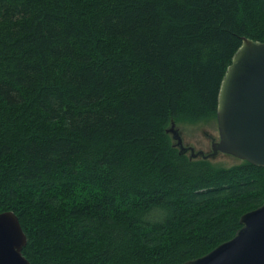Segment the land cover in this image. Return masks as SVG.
Wrapping results in <instances>:
<instances>
[{
  "label": "trees",
  "instance_id": "trees-1",
  "mask_svg": "<svg viewBox=\"0 0 264 264\" xmlns=\"http://www.w3.org/2000/svg\"><path fill=\"white\" fill-rule=\"evenodd\" d=\"M264 0H0V213L30 264H183L264 203V167L180 155Z\"/></svg>",
  "mask_w": 264,
  "mask_h": 264
},
{
  "label": "water",
  "instance_id": "water-1",
  "mask_svg": "<svg viewBox=\"0 0 264 264\" xmlns=\"http://www.w3.org/2000/svg\"><path fill=\"white\" fill-rule=\"evenodd\" d=\"M222 78L216 121L218 141L205 155L184 147L178 131L167 129L180 155L208 160L218 153L231 155L257 167H264V41L243 37ZM234 236L206 255L183 264H264V203L244 213ZM27 237L17 216L0 213V264H30L22 254Z\"/></svg>",
  "mask_w": 264,
  "mask_h": 264
},
{
  "label": "rangeland",
  "instance_id": "rangeland-1",
  "mask_svg": "<svg viewBox=\"0 0 264 264\" xmlns=\"http://www.w3.org/2000/svg\"><path fill=\"white\" fill-rule=\"evenodd\" d=\"M173 127L178 131L182 144L184 147H191L195 152L202 151L205 155L212 152V141H218V128L216 119L207 122L188 123V122H173L171 121L169 128ZM171 142L176 146V141L172 139V134L168 133ZM189 152L187 156H189ZM198 158H201L200 156ZM209 161L217 167L228 168L231 166L239 165L243 161L231 155L218 153L216 156L211 157Z\"/></svg>",
  "mask_w": 264,
  "mask_h": 264
}]
</instances>
